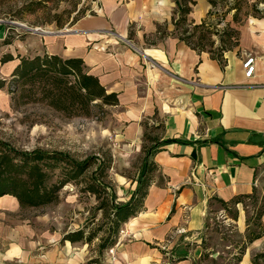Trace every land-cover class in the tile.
Returning <instances> with one entry per match:
<instances>
[{
	"label": "crops",
	"instance_id": "crops-1",
	"mask_svg": "<svg viewBox=\"0 0 264 264\" xmlns=\"http://www.w3.org/2000/svg\"><path fill=\"white\" fill-rule=\"evenodd\" d=\"M192 1L188 20L199 24L212 8L208 0ZM93 4L95 14L79 19L69 32L43 39L23 34L21 49L15 43L2 49L0 59L7 54L13 59L0 63V71L11 78L21 58L45 53L81 59L85 71L117 95L118 105L103 108L117 130L115 140L129 150L141 146L157 115L162 133L150 158L155 172L142 210L123 225L112 257L114 264H199L210 203L233 204L236 227L244 234L242 200L264 195V18L234 24L227 16L238 44L224 53L220 67L173 33L176 0ZM4 39L1 28L0 44ZM248 54L255 67L250 79L242 68ZM136 188L137 180L127 190L118 188L115 200L127 203ZM20 209L14 197H0V251L22 231L11 217ZM259 223L264 227V212ZM262 254L264 235L247 243L238 264H262L255 262ZM82 257L76 253L67 264H80ZM110 260L106 253L103 264Z\"/></svg>",
	"mask_w": 264,
	"mask_h": 264
},
{
	"label": "rangeland",
	"instance_id": "rangeland-1",
	"mask_svg": "<svg viewBox=\"0 0 264 264\" xmlns=\"http://www.w3.org/2000/svg\"><path fill=\"white\" fill-rule=\"evenodd\" d=\"M93 1L0 0V31L5 30L0 53L14 43L21 49L23 34L43 39L69 32L79 19L95 14ZM216 9L221 13L224 8L221 5ZM13 23L37 29L38 33ZM217 46L216 41L213 48ZM0 80L5 81L0 92V141L19 152L61 153L68 160H91L83 176L59 190L57 202L39 208H21L11 216L19 221L22 231L14 240L5 241L0 264H67L76 253H83L80 264H103L112 246L110 243L117 241L124 224L115 234L110 218L98 209L99 201L85 188L94 182L97 186L102 184L106 195L101 197H109L118 188L129 189L143 166L150 179L155 172L150 158L162 133L160 119L154 115V124L146 127L141 146L129 150L115 140L117 130L103 107L94 108L89 118H66L40 101L38 95L31 96L29 85H23V80L13 83L1 71ZM108 160L109 168H98L99 162L106 164ZM65 168L64 164L48 161L43 167L47 174L45 184L51 187L59 182ZM242 201L247 214L244 234L236 227L233 204L227 207L217 200L210 203V215L201 240L204 254L199 264H238L249 240L255 235H264V227L259 223V216L264 212V195L254 193ZM115 203L119 202L115 200ZM80 230L88 241L65 243L64 236ZM257 259L264 264V257L256 258L255 262Z\"/></svg>",
	"mask_w": 264,
	"mask_h": 264
},
{
	"label": "trees",
	"instance_id": "trees-1",
	"mask_svg": "<svg viewBox=\"0 0 264 264\" xmlns=\"http://www.w3.org/2000/svg\"><path fill=\"white\" fill-rule=\"evenodd\" d=\"M208 3L212 10L208 11L199 24H194L188 20V15L195 2L176 0L179 17L173 22V33L189 48L197 53L207 52L211 59L223 67L224 53L237 46L239 35L231 23L226 22V17L231 14L234 24H240L248 17L263 19L264 8L260 9L259 6L264 4V0H256L253 3L249 0H208ZM221 5L224 9L220 13L216 8ZM216 41L218 46L213 48ZM12 59L11 55H4L1 63ZM11 78L13 83L23 80V85H29L28 93L31 96L38 95L40 101L61 112L66 118H89L96 107L118 105L117 95L107 93L99 80L85 71L81 59H62L57 55L46 53L32 59L21 58ZM4 86L5 81L0 80V90ZM48 161L61 163L67 167L63 178L51 187L45 184L47 174L43 170ZM90 165V159L78 162L68 160V157L61 153L19 152L8 143L0 141V197L6 195L14 197L21 208L50 205L58 201L59 190L67 183L83 176ZM109 166L110 160L106 164L98 163V168H109ZM148 186L149 179L143 166L137 179V188L127 203H115L114 194L101 197V194L106 195V188L102 184L97 186L96 182L89 184L85 191L93 194L99 201L98 209L105 217L110 218L114 233L117 234L121 225L142 210ZM240 200L241 198H238L232 203H238ZM221 203L225 206V203ZM262 214L263 212L259 217ZM260 237L261 235H255L249 242ZM63 240L75 243L89 239L85 238L84 232L80 230L67 234ZM115 244L116 242L110 243L112 245L110 248ZM260 257L264 256L259 255L255 259Z\"/></svg>",
	"mask_w": 264,
	"mask_h": 264
},
{
	"label": "built area",
	"instance_id": "built-area-1",
	"mask_svg": "<svg viewBox=\"0 0 264 264\" xmlns=\"http://www.w3.org/2000/svg\"><path fill=\"white\" fill-rule=\"evenodd\" d=\"M242 68L244 70L245 78L250 79L253 77L254 72H255L254 58L250 56L249 54L245 57V60L242 64ZM115 245L112 248H109L107 251V255L111 257V260L108 261L106 264H114V259L112 256H113V248L115 247Z\"/></svg>",
	"mask_w": 264,
	"mask_h": 264
},
{
	"label": "water",
	"instance_id": "water-1",
	"mask_svg": "<svg viewBox=\"0 0 264 264\" xmlns=\"http://www.w3.org/2000/svg\"><path fill=\"white\" fill-rule=\"evenodd\" d=\"M13 24H15V25H19L20 27H22V28H25L26 30H28V31H30V32H32V33H38V30L37 29H32V28H28V27H26V26H24V25H21V24H16V23H13ZM60 34H63V33H59V35Z\"/></svg>",
	"mask_w": 264,
	"mask_h": 264
}]
</instances>
